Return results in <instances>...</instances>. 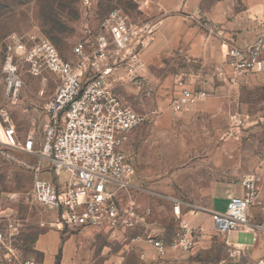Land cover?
Masks as SVG:
<instances>
[{"label":"rangeland","instance_id":"1","mask_svg":"<svg viewBox=\"0 0 264 264\" xmlns=\"http://www.w3.org/2000/svg\"><path fill=\"white\" fill-rule=\"evenodd\" d=\"M216 1L221 0H204L201 11L184 22L217 35V23L206 15ZM150 6L148 0H0V112L7 111L18 136L42 138L46 104L57 83L49 73L35 78L24 68L20 98L7 103L1 75L7 37L46 39L64 59L73 61L74 47L93 40L110 15L153 26V39L161 20L152 16ZM150 42L140 50L137 63L117 64L107 80L124 104L145 117L124 146L134 160L133 184L139 188L131 193L135 218L144 214L145 220H137L132 228L60 227L55 212L31 199L36 178L53 180L48 162L0 150V228L5 229L9 220L18 226L0 244V254L11 249L44 264L37 241L57 232L60 249L54 264L61 263L64 245L66 264L247 263L248 254L229 243L227 236L217 235L209 207L215 183L239 185L243 175L256 174L264 163V75L236 85L220 79L217 70L224 65L227 44L216 49L221 60L208 63L217 56L215 52L192 58L185 47L157 44L154 48ZM180 83L206 96L174 114L171 103L179 96ZM235 114L242 122L238 129L231 123ZM3 126L0 118V138ZM36 166L40 173L35 172ZM66 178L61 174L58 181ZM176 203L178 215L173 212ZM146 236L168 247L187 236L192 246L188 251L170 249L160 257ZM235 241L250 244L252 235L240 232ZM141 252L147 256L140 257Z\"/></svg>","mask_w":264,"mask_h":264},{"label":"built area","instance_id":"2","mask_svg":"<svg viewBox=\"0 0 264 264\" xmlns=\"http://www.w3.org/2000/svg\"><path fill=\"white\" fill-rule=\"evenodd\" d=\"M153 28L110 15L93 40L74 47L73 61L64 59L46 39L29 40L12 34L3 44L1 75L7 103L14 104L20 98L24 68L31 77L49 73L56 79L46 104L42 138H20L3 110L0 150L48 162L54 181L36 178L31 199L55 212L60 227L132 228L137 220H145L144 214L135 218L131 193L139 188L133 184L134 160L124 149L145 117L124 104L107 86V80L117 64L138 62L140 50L152 39ZM217 72L220 79L233 85L264 75V30L246 46L227 45L224 65ZM180 86L179 96L171 103L174 114L206 96L204 91ZM231 123L235 129L242 125L237 114L231 116ZM34 170L40 173L41 168L36 166ZM61 174L67 177L65 181H58ZM240 186L242 194L231 197L224 212H210L213 227L222 237L243 232L251 234L253 241L264 238V188L252 174L243 175ZM173 212L179 214V205H174ZM17 227L9 220L5 229L0 228L1 245ZM145 240L160 257L170 249L188 251L192 246L187 236L169 247L155 237L146 236ZM0 264L41 263L7 249L0 254ZM251 264H264V258Z\"/></svg>","mask_w":264,"mask_h":264},{"label":"crops","instance_id":"3","mask_svg":"<svg viewBox=\"0 0 264 264\" xmlns=\"http://www.w3.org/2000/svg\"><path fill=\"white\" fill-rule=\"evenodd\" d=\"M151 2L152 16L160 18V26L156 28L154 37L150 44H166V46L185 47L188 56H206L214 53V60L219 61L221 57L218 50L221 44H234L246 46L264 30V0H221L214 3V7L206 15L218 26L217 35H208L194 26L186 24L184 18L197 15L204 0H148ZM230 2H233L230 4ZM218 44V45H217ZM215 49V50H214ZM49 99V98H48ZM259 184L264 188V163L256 174H253ZM212 199L210 212H223L226 210L231 197L242 194L240 184L235 185L228 182L215 183L211 189ZM240 232H231L227 235L229 243L239 248L242 253L248 254L246 264L264 258V238L258 237L252 243L244 245L236 242ZM241 245V247H238ZM37 249L43 254L44 264H54L56 255L60 249V238L57 232L45 234L40 237L36 244ZM140 257L147 254L139 253ZM68 254L66 245L62 250L60 264H66ZM42 264V263H41Z\"/></svg>","mask_w":264,"mask_h":264}]
</instances>
